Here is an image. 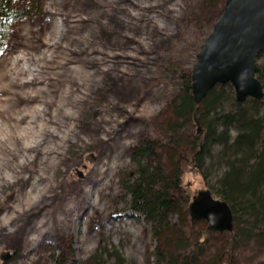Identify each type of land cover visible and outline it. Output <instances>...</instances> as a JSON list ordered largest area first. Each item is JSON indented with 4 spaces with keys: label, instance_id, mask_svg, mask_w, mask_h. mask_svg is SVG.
<instances>
[{
    "label": "rangeland",
    "instance_id": "1",
    "mask_svg": "<svg viewBox=\"0 0 264 264\" xmlns=\"http://www.w3.org/2000/svg\"><path fill=\"white\" fill-rule=\"evenodd\" d=\"M225 1L33 0L0 52V264H156L150 224L124 189L132 150L167 144V76L191 77ZM170 147L168 168L193 153L189 139ZM190 169L189 209L209 190ZM216 233L210 256L264 264L256 246L231 257L229 232Z\"/></svg>",
    "mask_w": 264,
    "mask_h": 264
},
{
    "label": "trees",
    "instance_id": "2",
    "mask_svg": "<svg viewBox=\"0 0 264 264\" xmlns=\"http://www.w3.org/2000/svg\"><path fill=\"white\" fill-rule=\"evenodd\" d=\"M32 2L0 0V52L9 40L12 26L32 13ZM257 65V79L264 87V53ZM171 77H175L177 93L173 95L172 117L165 128L167 144L162 146L146 139L132 150L136 171L124 188L130 210L150 224L157 244L156 264L224 262L223 253L210 256L207 246L214 237L225 234L203 228L202 222L190 214L191 196L183 186L186 166L232 211L233 230L222 243L230 256L255 246L263 251L264 99L240 103L228 84L216 86L202 105L196 106L191 77L175 71L167 76ZM197 110L199 122L192 121ZM180 139H189L193 153L184 163L179 160L168 168L163 163L162 148H172L179 155L178 148L170 145L178 144Z\"/></svg>",
    "mask_w": 264,
    "mask_h": 264
},
{
    "label": "water",
    "instance_id": "3",
    "mask_svg": "<svg viewBox=\"0 0 264 264\" xmlns=\"http://www.w3.org/2000/svg\"><path fill=\"white\" fill-rule=\"evenodd\" d=\"M264 53V0H226L197 55L191 81L196 106L202 105L216 86L231 85L237 101L263 100L264 87L257 79L259 56ZM198 110L195 112L197 119ZM190 214L215 232H231L233 216L228 204L208 191L199 192Z\"/></svg>",
    "mask_w": 264,
    "mask_h": 264
},
{
    "label": "bare ground",
    "instance_id": "4",
    "mask_svg": "<svg viewBox=\"0 0 264 264\" xmlns=\"http://www.w3.org/2000/svg\"><path fill=\"white\" fill-rule=\"evenodd\" d=\"M85 157V156H84ZM9 203V202H8ZM5 256V255H4Z\"/></svg>",
    "mask_w": 264,
    "mask_h": 264
}]
</instances>
